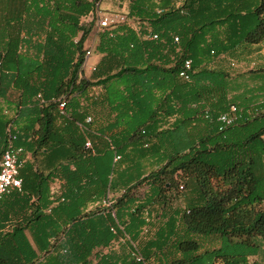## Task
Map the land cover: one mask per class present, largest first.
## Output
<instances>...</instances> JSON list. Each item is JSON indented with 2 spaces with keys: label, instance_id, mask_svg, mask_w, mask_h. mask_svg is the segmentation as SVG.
<instances>
[{
  "label": "trees",
  "instance_id": "1",
  "mask_svg": "<svg viewBox=\"0 0 264 264\" xmlns=\"http://www.w3.org/2000/svg\"><path fill=\"white\" fill-rule=\"evenodd\" d=\"M102 1L0 0V264H261L264 0H122L86 77Z\"/></svg>",
  "mask_w": 264,
  "mask_h": 264
},
{
  "label": "built area",
  "instance_id": "2",
  "mask_svg": "<svg viewBox=\"0 0 264 264\" xmlns=\"http://www.w3.org/2000/svg\"><path fill=\"white\" fill-rule=\"evenodd\" d=\"M158 14H162L163 10L158 9ZM124 20V19H122ZM98 25L99 30L102 31L103 29L108 28L109 26L113 25L114 23H117L114 19H111L109 17L99 16L98 17ZM151 40H158L157 35H153L150 37ZM175 42L178 43L179 39L176 38ZM95 47H89V51L86 57V64L88 65V62L90 58L93 56ZM264 52V51H263ZM95 69V66L93 67L92 71ZM192 69V62L190 60L185 61L184 63V70L181 72L180 77L185 79L186 81L190 80V72ZM59 110L61 113H64L65 110V103H61L59 106ZM236 109H232V112L226 113L220 116L219 121L221 125L224 128L232 126L235 121L237 120L236 115ZM92 119L88 118L87 123H91ZM87 148L91 147V143L86 144ZM25 151L22 148H14L13 146H10L9 149L3 154V156L0 158V197L9 194L13 190H17L21 192L22 190V179L20 178V171L24 165V160L22 157L24 156ZM117 158L116 160H118ZM180 190H184L183 187H180ZM112 199V195L109 194L104 201V205L110 206ZM112 232L116 234V229L112 227ZM125 240V239H124ZM126 240L129 241V238L126 237ZM134 249V257L135 259L140 262L142 261V256L140 255L138 248L136 244H133Z\"/></svg>",
  "mask_w": 264,
  "mask_h": 264
},
{
  "label": "rangeland",
  "instance_id": "3",
  "mask_svg": "<svg viewBox=\"0 0 264 264\" xmlns=\"http://www.w3.org/2000/svg\"><path fill=\"white\" fill-rule=\"evenodd\" d=\"M119 3H122V0H103L101 3H99V10H98L97 15L94 19L92 33L89 36L88 41H87L88 47H90V46L91 47H97V44L99 43L100 37L102 35V31L99 30V25L97 22L99 16L109 17V18L114 19L115 21L119 22V21H122L124 15L128 13L127 3L124 2V7H125L124 10H123V7H119ZM90 21L91 20H88L87 23H91ZM94 56L99 58L98 55H94ZM260 57H261V60L264 61V56L261 55ZM234 61L237 62L236 59H234ZM89 62L92 65V63L94 62V58L90 59ZM225 63H226L225 67H227L234 74L238 73V72H243L244 70L249 69V67L231 68L230 67V63H231L230 61H226ZM91 65H90V67H91ZM137 192L140 195H143L144 189H138ZM184 203H185V201H184ZM215 247H216V245H215ZM260 258L262 259L260 263L264 264V254H261ZM255 261H256L255 258L250 260L251 263L255 262Z\"/></svg>",
  "mask_w": 264,
  "mask_h": 264
},
{
  "label": "crops",
  "instance_id": "4",
  "mask_svg": "<svg viewBox=\"0 0 264 264\" xmlns=\"http://www.w3.org/2000/svg\"><path fill=\"white\" fill-rule=\"evenodd\" d=\"M94 51H95V49H94ZM94 55H96L95 53H93V56L90 58V59H93L94 58V62L92 63V65L90 64V62H88V65L87 66H85V76L86 77H89L90 76V74H91V72H92V69H93V67L98 63V61H99V58L98 57H96V56H94ZM249 55H251V54H249ZM256 55V54H255ZM257 55H264L262 52H260V53H258ZM96 57V58H95ZM257 58V57H256ZM256 58H251V59H249V61L251 62V61H256ZM90 61V60H89ZM256 64H257V66H263L264 67V61H256ZM90 65H91V67H90ZM254 65H255V63H254ZM90 67V68H89ZM30 158V156L27 154V153H25L24 154V156L22 157V159H24V162L27 160V159H29ZM62 186V184H61V182H56V183H54L53 185H52V192L53 193H56V194H59V188Z\"/></svg>",
  "mask_w": 264,
  "mask_h": 264
}]
</instances>
